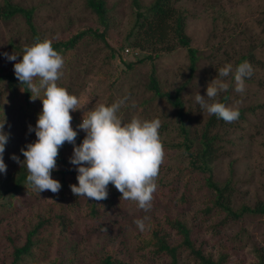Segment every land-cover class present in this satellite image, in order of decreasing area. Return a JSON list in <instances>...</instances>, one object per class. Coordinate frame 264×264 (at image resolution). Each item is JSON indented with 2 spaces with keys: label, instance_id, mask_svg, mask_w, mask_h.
<instances>
[{
  "label": "rangeland",
  "instance_id": "obj_1",
  "mask_svg": "<svg viewBox=\"0 0 264 264\" xmlns=\"http://www.w3.org/2000/svg\"><path fill=\"white\" fill-rule=\"evenodd\" d=\"M12 1L34 8L32 21L43 39H68L87 27H99L94 14L85 8L84 0ZM140 1L146 4L150 0ZM105 4L109 8L106 42L118 46L123 44L132 25L131 0H105ZM174 6L185 12L184 31L190 45L196 48L198 59L192 72L188 67L187 50L178 44L168 51L157 49V55L149 49L125 46L112 59L100 39L86 35L72 50L59 53L64 59V67L57 85L61 84L84 105V109L70 112L71 127L77 132L75 144L79 146L86 135L78 128L83 115L100 104L108 106L125 97L128 99L118 113L123 123L130 122L133 117L141 120L159 118L161 127L162 123L167 124L159 133L160 140L171 145L181 140L176 132L174 109L166 101L154 98L145 87L151 63L162 88L170 90L182 86L180 95L190 118V127L193 132L201 131L210 115L200 109L195 96L197 93L206 95V87L220 67L231 63L235 68V59L253 48L254 60L260 63L252 65L253 75L246 80L244 93L235 92L233 82L227 92L216 98L228 107L242 110L243 116L231 124L216 122L211 127V133L221 135L220 141H216L219 146L212 162V179L219 183L229 182L232 208L264 205V0H179ZM10 42L20 50L32 43L31 32L20 14L0 20L1 71L11 69L15 63L2 54L20 52L12 45L10 47ZM148 54L153 58L131 68L119 60L136 61ZM5 87L6 83L0 81V117L6 118L3 132L8 134L7 140L11 138L15 143L5 144L10 152L4 163L10 166L14 162L11 157L15 155L22 159L21 149L26 150L25 146L37 139L35 132L28 129L29 126L35 128L42 101L33 99V106L29 107L8 102ZM62 153L70 167L76 168L69 160L73 145L65 142ZM164 153L159 171H166L168 166L186 165L182 147H166ZM172 171L177 172L174 168ZM181 174L173 191L157 187L148 211L141 210L134 201L113 198V208L101 210L96 218H92L84 203L71 212L67 210L68 198L61 189L58 194L45 191L41 197H31L32 200L17 199L12 204L16 209H0V264H10L12 249L24 242L26 222L34 221V214L39 209L41 213L65 209L69 213L67 218L74 225L66 236L58 229L54 231L53 236L58 237L59 242L46 247L45 254L25 257L21 264H86L89 259L97 258L101 249L114 251L118 258L130 264H166L169 257L154 255L155 246L147 245V240L152 238L150 226H158L168 233L171 243L180 244L181 234L169 223L173 219H181L191 228L194 248L204 255L218 259L224 254L225 264L255 263L257 257L253 246L264 244V215L250 212L240 219L222 222L224 212L212 208L203 178ZM30 202L34 204L29 205ZM62 205L65 206L62 208ZM207 207H211L210 211H206ZM137 219L144 220L146 227L142 232L135 224ZM70 242L74 244L72 249L66 246ZM181 248L180 260L194 264L190 251L184 246Z\"/></svg>",
  "mask_w": 264,
  "mask_h": 264
},
{
  "label": "trees",
  "instance_id": "obj_2",
  "mask_svg": "<svg viewBox=\"0 0 264 264\" xmlns=\"http://www.w3.org/2000/svg\"><path fill=\"white\" fill-rule=\"evenodd\" d=\"M178 1L179 0H150L148 3L142 4L140 0H131L132 25L125 35L124 42H122L123 44L112 46L106 42V33L109 24V8L106 6L105 0H84L85 8L94 14L99 27H87L85 30L73 34L68 39L50 40L52 42V47L58 53H66L68 50H72L74 45L78 43L81 38L90 35L100 39L104 43L110 51V58L113 59L125 48V46L138 49H149L150 51H155V55H157V49L168 51L178 44L186 48L189 58L188 67L190 72H192L196 67L198 57L196 56V48L190 45V40L184 31L187 16L183 10L174 6ZM33 9V7H24L12 0H0V20H9L18 14L23 16L31 32L32 43L29 46L38 40H45L39 37L33 24ZM11 45L14 50H20L18 46L10 42V47ZM22 50L16 55H22ZM150 58H153L151 54L141 56L136 61H126L124 58H119V60L128 68H131L133 65L144 62L146 59ZM19 60L20 57L17 56L15 62ZM244 61H249L251 65L260 63L258 60H254L253 48L244 54H240L235 59V66ZM13 64L12 68L9 70H0V81L6 83V99L8 102H19L21 106L22 103L25 107L33 106L32 94L29 92L27 85L21 84L15 77ZM58 86L61 87V84H58ZM145 87L151 91L154 98L166 101L174 109L176 132L181 140L172 143V145L171 143L161 141L163 148L182 147V155L184 156V160H187L185 166H168L167 170H169V172L167 170L159 171L156 180L157 187L163 190L168 189L173 191L174 185L178 180H181L178 175L182 172L183 174L181 175H186V177L196 175L199 178L202 177L207 186L209 199L213 203L212 208L224 212V219L222 222L240 219L245 213L250 212L264 215L263 204H258L253 208L246 205H241L238 209L232 208L230 201L231 187L229 186V182L225 181L219 183L212 179V162L216 158L217 147L219 146L216 141H220L221 135L216 132L211 133V127H214L216 122L222 125L231 123L225 122L215 115H211L206 120L201 131L197 132L195 130V132H193L190 127V118L181 100L180 92L182 86H177L170 90L162 88L156 77L155 66L152 63L150 65V72L148 73ZM34 108L37 109L36 107ZM239 112V118H242V110L239 109ZM0 119H2V117H0ZM166 127L167 124L162 123L159 133L166 129ZM11 141L12 139L8 138L7 143L15 144ZM62 148L63 146L59 149L56 159L57 169L51 172V177L59 181L61 190L64 192L63 194L68 198L67 203H65L66 209L68 208L67 210L71 212L74 208H78L84 203L89 216L96 218L101 210L113 208L112 199L121 198V193L112 184H109L107 187V199L102 201L87 200L84 197H77L71 192L70 185H78L76 179L78 173L76 168H72L68 164L62 153ZM9 152V148H5L3 153L4 161L7 160ZM24 159V157L20 159V163L14 161L10 166H6L5 173H0V209H16V207H12L13 201L17 199L32 200L38 196L41 197L45 192L43 191L37 194L27 182L26 177L28 173L26 167L22 163ZM173 168L177 170V172H171ZM175 176L177 178H175ZM162 192L164 193V191ZM180 198H182V196ZM33 204L34 203L31 202L29 203V205ZM65 205H62V208ZM210 209L211 207H207L206 211H210ZM40 211L41 209L35 212L34 221L30 219L26 222L27 229L25 231L24 242L19 246H14L12 249L10 253V264H21L25 257H33V254H45L47 250L46 247H51L55 242H59L57 241L58 237L54 238L53 236V233H55L54 231L58 229L59 233L66 236L73 228L74 224L72 220L67 218V214L69 213L65 212V209H61L56 213H41ZM169 223L181 234L182 242L180 244L171 243L168 239V233L158 226H150L152 238L147 240V245L150 244L155 246V249L152 251L154 255H167L169 257V262L166 264H189L180 260V255L182 253L181 246L186 247L190 251V254L193 256L194 264H225L224 254H221L218 259H213L210 255H204L200 249L194 248L193 242L190 239L191 228L181 219H173ZM66 246L69 249L74 248L72 242ZM253 251L257 257L256 262L253 264H264V244L253 246ZM97 254L100 255L95 259H89L86 264H130L118 258L114 251L101 249ZM52 264L62 263L55 262Z\"/></svg>",
  "mask_w": 264,
  "mask_h": 264
},
{
  "label": "clouds",
  "instance_id": "obj_3",
  "mask_svg": "<svg viewBox=\"0 0 264 264\" xmlns=\"http://www.w3.org/2000/svg\"><path fill=\"white\" fill-rule=\"evenodd\" d=\"M2 55L9 61L20 57L13 64L14 75L21 84L27 85L32 99L42 101L35 128L29 126L28 129L35 132L37 139L27 144L26 150L21 149L25 158L22 163L28 173L26 180L35 192L59 193L61 184L51 177V172L57 169L59 149L67 142L73 145L69 160L78 173V185H70L75 196L102 201L107 199V187L112 184L121 193V198L136 202L141 210H150L165 155L159 136L160 119L133 117L130 122L123 123L118 113L127 97L108 106L100 104L82 116L78 128L86 135L76 146L77 132L71 127L70 112L84 109V105L77 96L57 85L64 59L54 50L52 42L38 40L31 46H25L22 55ZM253 71L249 61L235 68L231 63L220 67L216 77L208 83L206 95L197 93L196 103L210 116L215 115L228 123L236 121L240 116L239 109L228 107L216 98L227 92L233 82L235 92L244 93L245 82ZM5 123L3 115L0 119V173L6 172L3 153L8 134L3 132ZM11 159L20 163L15 155ZM135 224L141 232L145 230L143 219H137Z\"/></svg>",
  "mask_w": 264,
  "mask_h": 264
},
{
  "label": "built area",
  "instance_id": "obj_4",
  "mask_svg": "<svg viewBox=\"0 0 264 264\" xmlns=\"http://www.w3.org/2000/svg\"><path fill=\"white\" fill-rule=\"evenodd\" d=\"M128 49L125 50V52L127 51Z\"/></svg>",
  "mask_w": 264,
  "mask_h": 264
}]
</instances>
